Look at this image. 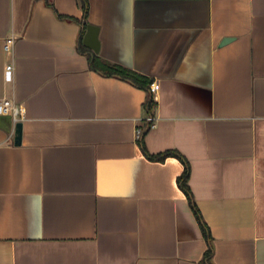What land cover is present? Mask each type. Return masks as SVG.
<instances>
[{
  "label": "crops",
  "instance_id": "0c3cea01",
  "mask_svg": "<svg viewBox=\"0 0 264 264\" xmlns=\"http://www.w3.org/2000/svg\"><path fill=\"white\" fill-rule=\"evenodd\" d=\"M5 97L0 264H264V0H0Z\"/></svg>",
  "mask_w": 264,
  "mask_h": 264
},
{
  "label": "trees",
  "instance_id": "16d2710c",
  "mask_svg": "<svg viewBox=\"0 0 264 264\" xmlns=\"http://www.w3.org/2000/svg\"><path fill=\"white\" fill-rule=\"evenodd\" d=\"M81 1H82V4H83L84 8L87 11L88 0H81ZM79 49L81 51H83V52H90V48H88V46H86L83 43V40H81L80 43H79ZM89 57H90L91 66L93 68H96V69L102 71L105 74H118V75H121L122 77L130 78L136 84L143 85V86L146 85V81H148V79L143 77L142 75H139V74H137V73H135L133 71H129L128 69H126L124 67H121L119 65H115V64H113V63H111L109 61H106V60H103V59L99 58L92 51L89 53ZM171 153H175V154H179L180 155V153H178L176 151H168L167 153L160 154L159 157L160 158H164L165 155L171 154ZM188 176H189V167L187 166L186 169H185L184 174L181 177V185L184 188V190L187 192V194L189 195V198L192 201L193 208L196 211L198 217L201 219L200 211L197 208V206H196V204L193 201V198L191 196L190 188H189V185H188ZM201 221H202V226H203V229H204V233L206 234V236H209L210 234H209L208 225L205 223L204 220H201ZM206 256L209 259L212 257V247L208 248V250L206 252Z\"/></svg>",
  "mask_w": 264,
  "mask_h": 264
},
{
  "label": "built area",
  "instance_id": "2783aa9c",
  "mask_svg": "<svg viewBox=\"0 0 264 264\" xmlns=\"http://www.w3.org/2000/svg\"><path fill=\"white\" fill-rule=\"evenodd\" d=\"M15 41H16V37L14 35H10L6 38L4 47L8 53L12 52ZM13 67L14 66L12 63L7 64L8 70L13 69ZM159 87H160L159 81H154L151 84L152 91H157ZM0 113L12 114L14 121L17 123L24 117L25 108L21 103L14 101L12 98L5 97V98L0 99ZM149 119L152 120L153 117L150 116ZM141 135H142V128L138 127L137 137L140 138Z\"/></svg>",
  "mask_w": 264,
  "mask_h": 264
},
{
  "label": "water",
  "instance_id": "95a60500",
  "mask_svg": "<svg viewBox=\"0 0 264 264\" xmlns=\"http://www.w3.org/2000/svg\"><path fill=\"white\" fill-rule=\"evenodd\" d=\"M233 37H225L221 44H225L232 40ZM83 43L92 48L95 52H99L100 50V39H99V26L94 23L86 24V31L83 36ZM22 126L23 122L20 120L16 123L15 128V142L17 144L21 143L22 140Z\"/></svg>",
  "mask_w": 264,
  "mask_h": 264
}]
</instances>
